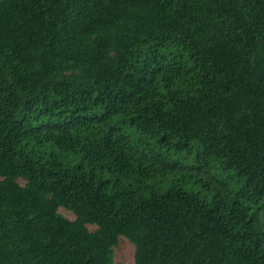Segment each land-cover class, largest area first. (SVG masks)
Listing matches in <instances>:
<instances>
[{
    "label": "trees",
    "instance_id": "1",
    "mask_svg": "<svg viewBox=\"0 0 264 264\" xmlns=\"http://www.w3.org/2000/svg\"><path fill=\"white\" fill-rule=\"evenodd\" d=\"M118 236L264 264V0H0V264Z\"/></svg>",
    "mask_w": 264,
    "mask_h": 264
},
{
    "label": "rangeland",
    "instance_id": "2",
    "mask_svg": "<svg viewBox=\"0 0 264 264\" xmlns=\"http://www.w3.org/2000/svg\"><path fill=\"white\" fill-rule=\"evenodd\" d=\"M217 164H214L212 170H211V176H216L217 173H220V171L217 169ZM20 183H22L20 181ZM228 186L232 188V185L228 183ZM192 190H197V188L192 187ZM58 213L61 214L63 217L67 219H73V215L71 212L65 210L62 207H58L57 209ZM87 229L89 231H92L95 229L94 225H86ZM112 250V261L113 262H119L121 264H134L133 262V245L123 236H118L116 238L115 244L111 248Z\"/></svg>",
    "mask_w": 264,
    "mask_h": 264
}]
</instances>
